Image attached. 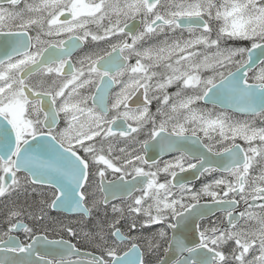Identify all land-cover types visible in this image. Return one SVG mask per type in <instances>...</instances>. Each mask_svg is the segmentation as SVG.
<instances>
[{"label":"snow or ice","instance_id":"1","mask_svg":"<svg viewBox=\"0 0 264 264\" xmlns=\"http://www.w3.org/2000/svg\"><path fill=\"white\" fill-rule=\"evenodd\" d=\"M0 264H264V0H0Z\"/></svg>","mask_w":264,"mask_h":264},{"label":"flooded vegetation","instance_id":"2","mask_svg":"<svg viewBox=\"0 0 264 264\" xmlns=\"http://www.w3.org/2000/svg\"><path fill=\"white\" fill-rule=\"evenodd\" d=\"M183 35L185 37L188 36V34L186 32ZM250 75H251V73H250ZM169 91L170 92H174L175 91V88L169 89ZM200 106L201 107H206L208 109H211L214 112H220V111H222V109H220L219 107L213 108V106L210 105V104L209 105H203V104H201ZM229 115L233 116V118H235V119H246L247 118V117H244L241 114L236 113L234 111H230L229 112ZM258 123H259V121H258ZM167 158L168 157H165V159H167ZM194 172H195V170H191V171H189L187 173H183V174H181L180 178L182 179L183 182L191 183L197 189L201 186V183L202 182H206V179L207 180L212 179L211 176H209L207 178L201 177L200 179H196L194 177V175H193ZM21 175H23V174H21ZM215 175H219V173H216ZM19 199H20V197H19ZM28 202L31 203L32 202L31 199H29ZM243 208H244V206L241 205L239 210H243ZM35 209H36V206L34 205L33 206V210H35ZM50 215H52V216H54V217H56L58 219L65 220V221L66 220H69V219H75L74 214H71V213H61L59 211L51 212ZM222 216H223V213L222 212H216L215 215H211L208 218H206L203 221V223H208L209 220H216L217 218L222 217ZM25 222L26 223H29V224L34 223L33 221H28V220H25ZM16 235H19L21 239H24V234H23L22 230L19 233H16ZM49 238L51 239V238H56V237H53V236L50 235ZM65 238H67V237H65ZM82 250H84V251H92L91 248H87V247H83V246H82Z\"/></svg>","mask_w":264,"mask_h":264},{"label":"rangeland","instance_id":"3","mask_svg":"<svg viewBox=\"0 0 264 264\" xmlns=\"http://www.w3.org/2000/svg\"><path fill=\"white\" fill-rule=\"evenodd\" d=\"M23 198H24L23 196H20V199H19V202H20V203H23V201H24Z\"/></svg>","mask_w":264,"mask_h":264}]
</instances>
